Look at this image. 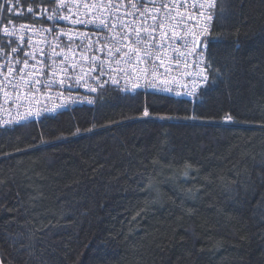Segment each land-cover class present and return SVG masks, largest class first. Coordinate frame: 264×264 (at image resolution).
I'll return each instance as SVG.
<instances>
[{
  "label": "trees",
  "instance_id": "16d2710c",
  "mask_svg": "<svg viewBox=\"0 0 264 264\" xmlns=\"http://www.w3.org/2000/svg\"><path fill=\"white\" fill-rule=\"evenodd\" d=\"M11 2L2 22L42 0ZM215 17L207 39L222 76L197 98L108 88L0 129L3 264H264V0H217ZM172 158L193 165L196 187L160 185L136 216L146 203L134 178L144 165L179 176Z\"/></svg>",
  "mask_w": 264,
  "mask_h": 264
},
{
  "label": "snow or ice",
  "instance_id": "6c2138e0",
  "mask_svg": "<svg viewBox=\"0 0 264 264\" xmlns=\"http://www.w3.org/2000/svg\"><path fill=\"white\" fill-rule=\"evenodd\" d=\"M216 6L217 0H42L39 21L5 27L0 36V129L14 130L40 118L49 102L64 107L78 101L73 91L80 88L197 98L203 86L222 76L207 39ZM3 11H14L11 0L0 4ZM28 12L37 15L33 8ZM143 116H149L147 107ZM224 119L235 118L226 114ZM166 164L182 169L180 175L160 181L159 173L144 165L134 178L146 203L136 216L154 203L160 185L187 193L196 187H188L190 178L196 179L190 162L172 158ZM225 191L233 190L226 186Z\"/></svg>",
  "mask_w": 264,
  "mask_h": 264
},
{
  "label": "built area",
  "instance_id": "2783aa9c",
  "mask_svg": "<svg viewBox=\"0 0 264 264\" xmlns=\"http://www.w3.org/2000/svg\"><path fill=\"white\" fill-rule=\"evenodd\" d=\"M41 7H42V2L40 4L33 5L31 7H25L24 9H21L19 11L17 10V11L14 12L15 15H19L20 12H21V13H25V15L30 16V17H21L23 19H21V18H13V19H11L10 21H7V22H2L0 20V36L3 35V31L2 30L5 27H8L10 29L13 28V27L19 28L20 24H33V23H36L37 21H39L42 18L39 15V13L41 11ZM43 7H47V5L43 4ZM29 8H33V10L37 13V15L35 17L32 15V13L28 12ZM16 19H18V20H16ZM138 91L141 92V93L145 92V90H142V89L138 90ZM99 92L100 91H98L97 93H88L83 88L75 89L73 91V95L74 96L75 95H79L80 99L78 101H76V102H68V103L65 104L64 107H57L52 102H49L48 110H46L40 118L35 119L32 122L37 123L38 121L41 120L42 117H44L46 115H55V114H57L59 112L72 110V109L78 108L80 106H89L91 104L87 103V100L85 98L86 97H90V98L93 99V101H95V99L98 96ZM147 93H155V92H153L152 90H147L146 94ZM157 94H161V95L164 94V95H167V96H170V97H173V98L175 97V98H180V99H184V98L189 99V100L193 99V97H188V96H183V95L182 96H176L174 94H166V93H157ZM142 114H143V111H142ZM148 117H150V114H149ZM222 121L225 122V123L231 122L229 120H225L224 118H223Z\"/></svg>",
  "mask_w": 264,
  "mask_h": 264
}]
</instances>
